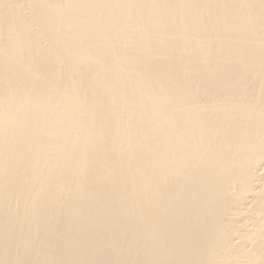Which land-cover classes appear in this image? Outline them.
Here are the masks:
<instances>
[{
    "label": "bare ground",
    "instance_id": "6f19581e",
    "mask_svg": "<svg viewBox=\"0 0 264 264\" xmlns=\"http://www.w3.org/2000/svg\"><path fill=\"white\" fill-rule=\"evenodd\" d=\"M0 264H264V0H0Z\"/></svg>",
    "mask_w": 264,
    "mask_h": 264
}]
</instances>
